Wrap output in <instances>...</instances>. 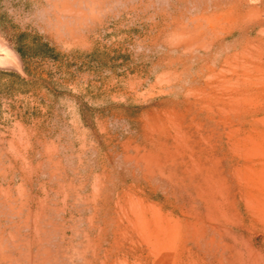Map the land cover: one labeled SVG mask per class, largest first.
Here are the masks:
<instances>
[{"label":"rangeland","instance_id":"obj_1","mask_svg":"<svg viewBox=\"0 0 264 264\" xmlns=\"http://www.w3.org/2000/svg\"><path fill=\"white\" fill-rule=\"evenodd\" d=\"M0 264H264V0H0Z\"/></svg>","mask_w":264,"mask_h":264}]
</instances>
